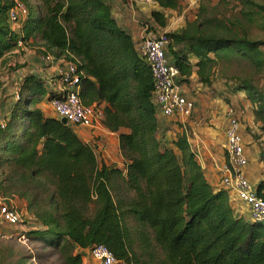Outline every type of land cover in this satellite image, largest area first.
<instances>
[{"label":"trees","instance_id":"1","mask_svg":"<svg viewBox=\"0 0 264 264\" xmlns=\"http://www.w3.org/2000/svg\"><path fill=\"white\" fill-rule=\"evenodd\" d=\"M23 1L28 15L17 30L9 18L13 0H0V57L20 41H40L43 56L75 62L84 104L102 106V123L119 133L123 157L121 166L100 160L69 122L41 108L60 97L47 79L24 76L19 98L0 124V188L27 199L37 225L26 235L49 251L48 264H55L54 257L58 264H85L77 249L96 244L123 264H264V224L246 219L226 189L213 187L186 133L169 137L161 131L151 69L111 5ZM157 2L151 16L166 28L165 10L178 8L179 0ZM166 34L168 56L183 82L197 66L201 81L210 83L224 61L264 70V40L202 31L197 23ZM236 79L234 90L247 93L264 133V85L252 77ZM257 191L264 197V180Z\"/></svg>","mask_w":264,"mask_h":264},{"label":"crops","instance_id":"2","mask_svg":"<svg viewBox=\"0 0 264 264\" xmlns=\"http://www.w3.org/2000/svg\"><path fill=\"white\" fill-rule=\"evenodd\" d=\"M106 1L111 5L112 14L119 25L132 35L138 48L139 41L145 34V20L148 21L150 18L151 22L153 21L151 13L159 9V5L154 8L139 4L134 11L128 0ZM158 28L167 30L159 26ZM40 49H44V46L38 41L34 45L19 47L0 57V66L2 65L3 71L0 78V122H5L6 117L9 116L17 100L15 92L26 74L36 73L47 79L49 88L55 91L58 89L60 84L57 71L65 59L53 57L49 61L44 60L39 52ZM191 60L195 64L198 58L191 55ZM183 78L185 76L181 79ZM181 83L185 96L195 103L193 113L188 119L182 120L177 117H165L159 112L157 117L161 131H166L169 137H177L179 134L186 133L207 180L213 187L222 188L220 168L227 159L228 113L230 110L234 111L241 122V133L249 160L244 172L250 182L257 187L264 180V133L255 120L254 104L248 98L247 93L235 91L232 81L225 77L221 78L216 73V68L210 83L201 81L197 66L193 67L188 81H181ZM40 106L48 116L58 117L50 101L46 100ZM71 126L81 138L96 147L100 160L117 163L120 166L123 164L119 133L111 132L104 125L95 130L73 124ZM100 145L105 148L103 149ZM13 201L14 199H11L9 202ZM231 202L237 212L246 219H250V211L244 203L232 200ZM77 251L83 254L85 264L92 263L89 249L78 248Z\"/></svg>","mask_w":264,"mask_h":264},{"label":"built area","instance_id":"3","mask_svg":"<svg viewBox=\"0 0 264 264\" xmlns=\"http://www.w3.org/2000/svg\"><path fill=\"white\" fill-rule=\"evenodd\" d=\"M130 7L136 11L137 5H158L157 0H128ZM28 15V7L23 0H13L9 10V18L15 29H20ZM150 20V19H149ZM145 20V34L139 41L138 50L144 56L151 69L154 79L153 98L157 111L165 117L188 119L195 103L185 96L182 90L181 71L168 56L170 39L165 30H156L151 20ZM27 44L19 42V47ZM54 56H43L51 60ZM59 87L56 90L60 97L53 98L51 105L60 118H66L70 124L95 130L103 125L104 111L96 103L84 104L80 91V74L77 64L64 60L58 71ZM19 98V86L15 92ZM229 125L226 129V156L221 166V187L229 192L232 201H241L250 211L252 221L264 224V197L260 196L257 187L246 177L244 169L249 160L245 152L241 122L234 111L230 110ZM4 126V122H0ZM0 223L17 227L22 225V216L12 202L0 203ZM6 236V235H3ZM21 236L25 237V233ZM92 264H118L119 261L112 251L104 244H96L91 249Z\"/></svg>","mask_w":264,"mask_h":264},{"label":"rangeland","instance_id":"4","mask_svg":"<svg viewBox=\"0 0 264 264\" xmlns=\"http://www.w3.org/2000/svg\"><path fill=\"white\" fill-rule=\"evenodd\" d=\"M29 1L33 4L39 2ZM250 1L252 3L247 5L243 0H179L178 8L165 10L168 17L166 31H175L197 23L202 31L220 34L233 31L238 35L247 34L252 39L264 40V0ZM152 24L155 29L161 30L154 20ZM2 72L1 65L0 78ZM216 73L232 82L238 77H252L264 85V70L258 71L248 61H224L218 64ZM11 199H14L13 203L22 216V225L13 227L0 223V264H48L49 251L43 250L40 242L31 240L26 235L27 231L37 225L36 218L27 210V199L13 190L0 188V203H8ZM23 233L25 237L21 236ZM34 255L38 257L33 258ZM50 262L58 264L56 257L51 258Z\"/></svg>","mask_w":264,"mask_h":264},{"label":"water","instance_id":"5","mask_svg":"<svg viewBox=\"0 0 264 264\" xmlns=\"http://www.w3.org/2000/svg\"><path fill=\"white\" fill-rule=\"evenodd\" d=\"M61 121H62L63 123H68V120H67L66 118H61Z\"/></svg>","mask_w":264,"mask_h":264}]
</instances>
